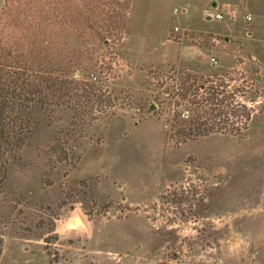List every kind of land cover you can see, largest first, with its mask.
Listing matches in <instances>:
<instances>
[{"label":"rangeland","instance_id":"374dc122","mask_svg":"<svg viewBox=\"0 0 264 264\" xmlns=\"http://www.w3.org/2000/svg\"><path fill=\"white\" fill-rule=\"evenodd\" d=\"M93 1L126 28L107 45L63 34L85 53L79 95L34 108L22 148L0 150V264L264 259V0ZM237 104L246 129L185 138L189 110Z\"/></svg>","mask_w":264,"mask_h":264},{"label":"trees","instance_id":"16d2710c","mask_svg":"<svg viewBox=\"0 0 264 264\" xmlns=\"http://www.w3.org/2000/svg\"><path fill=\"white\" fill-rule=\"evenodd\" d=\"M110 3L111 8L93 0H5L0 5V150L22 148L36 125L30 116L34 108L64 105L79 89L71 76L85 53L61 42L63 34L79 27L90 29L93 41L106 45L115 34L120 37L126 15ZM220 87L213 89L211 101L223 102L218 94L225 91ZM96 89L84 88L87 101ZM251 113L245 104L189 110L185 121L194 126L183 134L188 139L212 132L239 133L246 129Z\"/></svg>","mask_w":264,"mask_h":264},{"label":"built area","instance_id":"2783aa9c","mask_svg":"<svg viewBox=\"0 0 264 264\" xmlns=\"http://www.w3.org/2000/svg\"><path fill=\"white\" fill-rule=\"evenodd\" d=\"M211 15H212V17H213L214 19H216V20H222V19H223V14H222L221 12H213V13H211ZM246 18H247L248 20H250V19H251V15L248 14V15L246 16ZM212 61H215V58H212Z\"/></svg>","mask_w":264,"mask_h":264},{"label":"crops","instance_id":"0c3cea01","mask_svg":"<svg viewBox=\"0 0 264 264\" xmlns=\"http://www.w3.org/2000/svg\"><path fill=\"white\" fill-rule=\"evenodd\" d=\"M260 255H261V249L258 250V256H257V260H256L255 264H264V259H262L260 257Z\"/></svg>","mask_w":264,"mask_h":264},{"label":"water","instance_id":"95a60500","mask_svg":"<svg viewBox=\"0 0 264 264\" xmlns=\"http://www.w3.org/2000/svg\"><path fill=\"white\" fill-rule=\"evenodd\" d=\"M154 108V105L153 104H151V106L149 107V109H153Z\"/></svg>","mask_w":264,"mask_h":264}]
</instances>
